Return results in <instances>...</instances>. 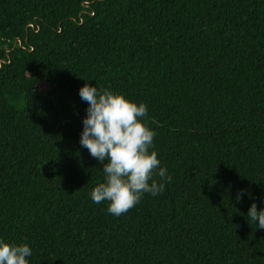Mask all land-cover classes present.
<instances>
[{
  "label": "trees",
  "instance_id": "trees-1",
  "mask_svg": "<svg viewBox=\"0 0 264 264\" xmlns=\"http://www.w3.org/2000/svg\"><path fill=\"white\" fill-rule=\"evenodd\" d=\"M85 80L147 106L172 178L118 217L90 197ZM253 202L264 0H0V239L30 264H264Z\"/></svg>",
  "mask_w": 264,
  "mask_h": 264
},
{
  "label": "clouds",
  "instance_id": "clouds-1",
  "mask_svg": "<svg viewBox=\"0 0 264 264\" xmlns=\"http://www.w3.org/2000/svg\"><path fill=\"white\" fill-rule=\"evenodd\" d=\"M78 91L87 104L79 143L102 164L103 181L92 188V201L106 202L107 211L118 217L133 209L144 194H161L172 178L153 148L156 133L144 122L147 106L87 80ZM241 195L237 192L236 199ZM247 218L249 225L264 229V207L251 203ZM31 256L28 244L0 239V264H30Z\"/></svg>",
  "mask_w": 264,
  "mask_h": 264
},
{
  "label": "water",
  "instance_id": "water-1",
  "mask_svg": "<svg viewBox=\"0 0 264 264\" xmlns=\"http://www.w3.org/2000/svg\"><path fill=\"white\" fill-rule=\"evenodd\" d=\"M17 40L20 42V39L19 38Z\"/></svg>",
  "mask_w": 264,
  "mask_h": 264
},
{
  "label": "rangeland",
  "instance_id": "rangeland-1",
  "mask_svg": "<svg viewBox=\"0 0 264 264\" xmlns=\"http://www.w3.org/2000/svg\"><path fill=\"white\" fill-rule=\"evenodd\" d=\"M44 87V85H42Z\"/></svg>",
  "mask_w": 264,
  "mask_h": 264
}]
</instances>
